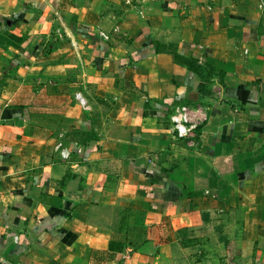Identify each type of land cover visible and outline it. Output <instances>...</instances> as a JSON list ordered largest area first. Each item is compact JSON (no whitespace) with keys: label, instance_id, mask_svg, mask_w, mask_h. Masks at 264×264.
Segmentation results:
<instances>
[{"label":"crops","instance_id":"obj_1","mask_svg":"<svg viewBox=\"0 0 264 264\" xmlns=\"http://www.w3.org/2000/svg\"><path fill=\"white\" fill-rule=\"evenodd\" d=\"M0 264H264V0H0Z\"/></svg>","mask_w":264,"mask_h":264},{"label":"built area","instance_id":"obj_2","mask_svg":"<svg viewBox=\"0 0 264 264\" xmlns=\"http://www.w3.org/2000/svg\"><path fill=\"white\" fill-rule=\"evenodd\" d=\"M170 121L178 137H187L195 125L192 122V109L186 104L174 108L173 113L170 115Z\"/></svg>","mask_w":264,"mask_h":264},{"label":"trees","instance_id":"obj_3","mask_svg":"<svg viewBox=\"0 0 264 264\" xmlns=\"http://www.w3.org/2000/svg\"><path fill=\"white\" fill-rule=\"evenodd\" d=\"M174 58L177 60V61H180L182 63H185L186 65H188L190 68H193L194 70L200 72L201 69L199 66L196 65V61L194 59H190V58H183V57H180L179 55L175 54L174 53Z\"/></svg>","mask_w":264,"mask_h":264}]
</instances>
